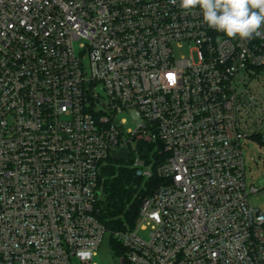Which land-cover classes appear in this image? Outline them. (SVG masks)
<instances>
[{
  "label": "built area",
  "instance_id": "2783aa9c",
  "mask_svg": "<svg viewBox=\"0 0 264 264\" xmlns=\"http://www.w3.org/2000/svg\"><path fill=\"white\" fill-rule=\"evenodd\" d=\"M178 5L0 0V264H96L105 234L115 264H264L242 156L264 144V38ZM123 161L156 183L109 230L101 171Z\"/></svg>",
  "mask_w": 264,
  "mask_h": 264
},
{
  "label": "trees",
  "instance_id": "16d2710c",
  "mask_svg": "<svg viewBox=\"0 0 264 264\" xmlns=\"http://www.w3.org/2000/svg\"><path fill=\"white\" fill-rule=\"evenodd\" d=\"M150 148L151 145L146 152ZM100 177L101 197L95 207L96 216L109 230L132 226L142 199L151 192L156 179L142 181L127 161L111 163L102 169Z\"/></svg>",
  "mask_w": 264,
  "mask_h": 264
},
{
  "label": "clouds",
  "instance_id": "9594fccd",
  "mask_svg": "<svg viewBox=\"0 0 264 264\" xmlns=\"http://www.w3.org/2000/svg\"><path fill=\"white\" fill-rule=\"evenodd\" d=\"M178 6L185 14L199 9L210 28L230 39L264 38V0H179Z\"/></svg>",
  "mask_w": 264,
  "mask_h": 264
},
{
  "label": "rangeland",
  "instance_id": "374dc122",
  "mask_svg": "<svg viewBox=\"0 0 264 264\" xmlns=\"http://www.w3.org/2000/svg\"><path fill=\"white\" fill-rule=\"evenodd\" d=\"M80 50L77 49V52ZM178 55L186 54V51L177 52ZM84 64L88 69V55L83 56ZM98 92L102 90L98 88ZM129 127H133V122L128 118ZM242 156L245 167V182L247 187L250 185L256 187L259 191L250 193L248 196L249 204L259 208L264 213V144L256 139H245L242 145ZM138 234L144 238L147 237L148 231L139 230ZM110 235L105 234L99 248L96 251L94 262L96 264H115V259L112 256Z\"/></svg>",
  "mask_w": 264,
  "mask_h": 264
},
{
  "label": "water",
  "instance_id": "95a60500",
  "mask_svg": "<svg viewBox=\"0 0 264 264\" xmlns=\"http://www.w3.org/2000/svg\"><path fill=\"white\" fill-rule=\"evenodd\" d=\"M128 156V150L126 147L120 148L114 155L112 156V159L115 161H121L125 159Z\"/></svg>",
  "mask_w": 264,
  "mask_h": 264
}]
</instances>
